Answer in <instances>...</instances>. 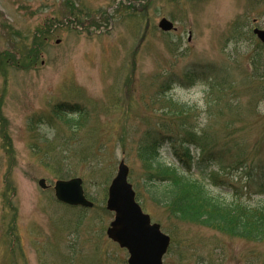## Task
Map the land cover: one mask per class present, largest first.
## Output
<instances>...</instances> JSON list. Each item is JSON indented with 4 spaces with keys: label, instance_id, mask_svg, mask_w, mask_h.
I'll use <instances>...</instances> for the list:
<instances>
[{
    "label": "rangeland",
    "instance_id": "1",
    "mask_svg": "<svg viewBox=\"0 0 264 264\" xmlns=\"http://www.w3.org/2000/svg\"><path fill=\"white\" fill-rule=\"evenodd\" d=\"M164 17L176 31L159 28ZM255 28L264 29V0H0V264H127L106 233L122 160L145 212L172 238L164 264H264V241L170 215L152 183L162 189L164 174L186 168L167 144L152 157L164 171L140 150L161 120L178 134L185 112L173 108L188 104L199 135L208 127L223 145L231 132L264 159ZM203 153L192 145L188 174L223 198L264 204V186L238 174L216 182L219 167L200 164ZM73 177L93 209L56 199V182Z\"/></svg>",
    "mask_w": 264,
    "mask_h": 264
},
{
    "label": "trees",
    "instance_id": "2",
    "mask_svg": "<svg viewBox=\"0 0 264 264\" xmlns=\"http://www.w3.org/2000/svg\"><path fill=\"white\" fill-rule=\"evenodd\" d=\"M252 68L257 71L261 66L253 62ZM177 108L185 112L178 134L168 132V125L161 120L159 128H149L141 138V155L150 160L153 167L164 171L163 166L154 164L152 157L157 156L159 148L167 144L183 167L190 169V151L194 145L204 152L200 164L210 162L219 167L220 175L215 181L226 186V179L238 174L242 181L248 183V187L257 184L264 186V159L248 153L242 146L244 139L241 136H234L230 132L226 142L219 145L217 138L207 132L208 127L202 135L194 131L189 122V114L195 111L194 106L181 104L173 109ZM163 178L170 179L166 180V186L159 189L155 184L151 192L157 195L156 201L164 205L170 215L238 237L264 241V204L250 206L233 196L223 198L214 194L201 178L183 170L172 175L164 174Z\"/></svg>",
    "mask_w": 264,
    "mask_h": 264
},
{
    "label": "water",
    "instance_id": "3",
    "mask_svg": "<svg viewBox=\"0 0 264 264\" xmlns=\"http://www.w3.org/2000/svg\"><path fill=\"white\" fill-rule=\"evenodd\" d=\"M160 26L166 31L174 28L173 23L167 19H163ZM255 33L264 42V30L256 29ZM128 175L129 167L122 161L119 173L110 187L108 209L115 211L116 217L108 229V235L129 250V264H163L170 237L161 231L159 224L151 223V217L136 202V194L128 182ZM40 184L46 187L45 180H41ZM55 190L62 202L85 207L94 205L87 199L80 178L60 180Z\"/></svg>",
    "mask_w": 264,
    "mask_h": 264
}]
</instances>
